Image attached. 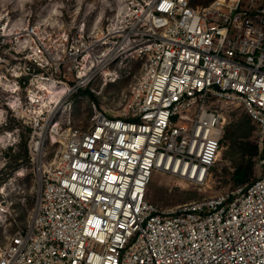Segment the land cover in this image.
Wrapping results in <instances>:
<instances>
[{
	"label": "built area",
	"instance_id": "1",
	"mask_svg": "<svg viewBox=\"0 0 264 264\" xmlns=\"http://www.w3.org/2000/svg\"><path fill=\"white\" fill-rule=\"evenodd\" d=\"M0 19L8 108L25 123L139 64L123 116L68 128L26 226L0 264H264V156L251 183L163 211L155 174L200 186L222 147L220 103H239L264 144V0H124L95 37ZM52 82V83H51ZM51 139L57 134L52 125Z\"/></svg>",
	"mask_w": 264,
	"mask_h": 264
},
{
	"label": "rangeland",
	"instance_id": "2",
	"mask_svg": "<svg viewBox=\"0 0 264 264\" xmlns=\"http://www.w3.org/2000/svg\"><path fill=\"white\" fill-rule=\"evenodd\" d=\"M208 0H196L202 3ZM124 0H0V19L22 29L36 23L46 32H84L95 37L106 22L119 14ZM8 46L0 49V248L18 229L27 225L40 190L41 170L58 154L68 128L90 126L94 110L110 117H120L126 110L130 87L139 74V64L122 68L112 83L93 84L71 98L62 100L59 115L40 123H25L8 112L15 100L9 91L14 87L4 79L12 66ZM224 130L220 157L208 181L200 186L155 174L148 187L147 200L163 211L214 196L251 183L260 172L264 144L254 122L237 102L220 103ZM52 125L57 134L51 139ZM257 147L256 153L252 147ZM244 169V170H243ZM246 176V178H245ZM245 178V180H244ZM244 181V182H242Z\"/></svg>",
	"mask_w": 264,
	"mask_h": 264
},
{
	"label": "trees",
	"instance_id": "3",
	"mask_svg": "<svg viewBox=\"0 0 264 264\" xmlns=\"http://www.w3.org/2000/svg\"><path fill=\"white\" fill-rule=\"evenodd\" d=\"M252 149H253V152L249 151V153L255 154V153H256V150H257L256 145L253 146ZM243 170H244V169H243ZM245 178H246V176H245ZM245 178H244V180H245ZM242 182H244V181H242Z\"/></svg>",
	"mask_w": 264,
	"mask_h": 264
},
{
	"label": "bare ground",
	"instance_id": "4",
	"mask_svg": "<svg viewBox=\"0 0 264 264\" xmlns=\"http://www.w3.org/2000/svg\"><path fill=\"white\" fill-rule=\"evenodd\" d=\"M0 79H1V78H0ZM0 82L2 83V81H0ZM51 83H52V82H51ZM52 140H53L54 142H56L54 137L52 138ZM219 157H220V151H219L218 154H217V159H218ZM217 159H216V160H217Z\"/></svg>",
	"mask_w": 264,
	"mask_h": 264
}]
</instances>
